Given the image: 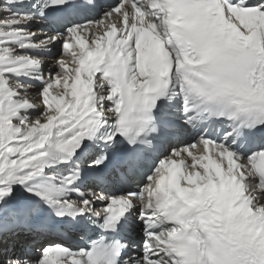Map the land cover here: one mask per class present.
<instances>
[{
    "label": "snow or ice",
    "instance_id": "snow-or-ice-1",
    "mask_svg": "<svg viewBox=\"0 0 264 264\" xmlns=\"http://www.w3.org/2000/svg\"><path fill=\"white\" fill-rule=\"evenodd\" d=\"M0 264H264V0H0Z\"/></svg>",
    "mask_w": 264,
    "mask_h": 264
},
{
    "label": "bare ground",
    "instance_id": "bare-ground-1",
    "mask_svg": "<svg viewBox=\"0 0 264 264\" xmlns=\"http://www.w3.org/2000/svg\"><path fill=\"white\" fill-rule=\"evenodd\" d=\"M46 62L48 63V62H49V59H47V60H46ZM47 66H51V64H49V63H48V65H47Z\"/></svg>",
    "mask_w": 264,
    "mask_h": 264
}]
</instances>
